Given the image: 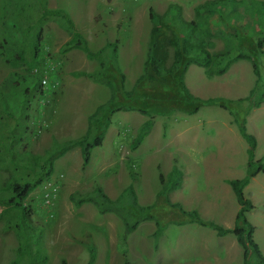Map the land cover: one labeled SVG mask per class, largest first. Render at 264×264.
I'll return each mask as SVG.
<instances>
[{"label": "rangeland", "instance_id": "rangeland-1", "mask_svg": "<svg viewBox=\"0 0 264 264\" xmlns=\"http://www.w3.org/2000/svg\"><path fill=\"white\" fill-rule=\"evenodd\" d=\"M204 1L207 0H48L50 7L69 12L79 32L87 36L91 33L104 36V45L118 40V63L127 75V89H131L142 70L151 28L149 8L163 14L170 3L178 4L184 20L194 19L204 30L208 28L214 33L213 37L202 38L210 52L229 49L231 57L240 55L243 58L231 61L221 75L208 77L204 68L194 63L185 73V83L194 95L204 99H225L227 108L209 104L200 106L193 114L174 110L169 115H154L153 127L136 149L130 148V142L147 117L134 111H118L112 116L111 127L107 129L102 145L92 149L90 162L85 167L78 147L56 159L51 177L25 200L34 209L32 223L44 227L46 264H61L63 259L67 264H86L90 244L96 248L95 264H121L124 248L131 264H242V248L233 234L218 236L214 229L195 222L177 225L172 220L185 218L162 201L150 210L154 218L166 223L158 244H154L152 237L155 220L148 219L142 220L126 237V245H122L120 238L125 228L116 213H99L92 202L76 207L69 199L73 191H87L96 186L115 198L132 184L139 202L151 204L160 189V173L167 175L176 164L183 173L186 168L189 174L185 179L183 174L186 186H182V181L179 187L169 192V199L181 202L187 210H197L205 219L226 227L233 226L239 206L227 179L246 175L249 147L238 130L234 114L243 118L248 102L228 100L247 96L256 85L253 63L257 64L260 73L256 93L264 88V45L262 50L256 47L257 39L264 38V10L256 1L264 0H227L221 7L222 13L208 11L198 18L194 8ZM8 10L6 0H0V22L8 15ZM68 33L59 18H51L44 24L46 54L39 72L47 83H42L41 94L32 100L24 139L27 148L35 153H42L53 138H76L85 131L79 133L76 129L64 133V121H61L68 117L67 101L64 106L60 102L61 84L55 82L59 76H65L58 53L62 54L60 49ZM163 36L166 40L170 33L165 31ZM4 37L5 31L0 24V44ZM164 44L167 46L168 42ZM108 50L111 56L112 49ZM166 51L168 60L165 63L170 64L172 48L168 46ZM70 61L66 62L67 68H70ZM50 68L53 69L51 74ZM11 69L0 48V83L8 77ZM17 71L25 73L22 69ZM71 72H66V76L72 75ZM130 72H134V78ZM74 81L73 90L79 99L80 94L88 90L79 80ZM106 91L102 103L109 98L110 90L106 88ZM103 94L100 91L99 95ZM92 106L96 107L88 101L82 114L90 112ZM71 113H74L73 109ZM72 117H69L70 125H73ZM245 125L256 139L253 152V161L256 162L264 155V102L250 110ZM128 161L135 165L136 180L129 175ZM6 178L7 174L0 170V183ZM243 191L253 201L254 208L247 218L255 226L254 239L264 253V173L254 175ZM173 215L174 219L169 220ZM16 245L13 233L0 231V264L10 263ZM251 261L255 262L253 258Z\"/></svg>", "mask_w": 264, "mask_h": 264}, {"label": "trees", "instance_id": "trees-1", "mask_svg": "<svg viewBox=\"0 0 264 264\" xmlns=\"http://www.w3.org/2000/svg\"><path fill=\"white\" fill-rule=\"evenodd\" d=\"M227 0H207L194 8L196 17L203 16L208 11L221 12V7ZM9 7L8 15L0 24L5 31V37L0 44L5 62L12 68L8 77L0 83V170L7 174L0 183V231L13 233L17 240L15 256L9 264H46L47 252L43 244V226H35L31 221L34 209L25 203L31 192L51 177L55 169V161L68 150L79 147L82 165L85 167L91 159L92 149L102 145L105 133L111 124L112 116L118 111H136L147 118L138 127L130 142V148L136 149L154 124V115H169L174 110L187 114L196 113L200 106L220 104L227 108L225 99L201 98L194 95L185 83V73L190 64L194 63L204 68L208 77L225 73L230 62L240 55L231 57L229 49L212 53L202 40L203 37H213L208 28L203 29L194 19L184 20L181 8L176 3H170L163 14H158L152 8L148 10L151 22L147 50L141 73L135 79L131 89L125 88V73L118 63V40L106 43L94 51L89 47L86 37L76 29L75 23L66 9L50 7L48 0H6ZM264 10V1H256ZM51 18H59L62 26L69 32L60 49L61 53L78 48L84 51L86 57L98 63L92 71L73 70V76H85L100 82L110 90L109 98L96 106L87 118L86 131L76 137L66 140L52 139L51 145L42 153L32 152L24 144V139L30 120V107L36 95L41 94L43 82L39 72L46 54L43 44L44 24ZM201 27L202 29L198 28ZM165 31L170 37L165 40ZM198 39L194 41L193 39ZM164 42H168L167 46ZM264 38L257 39L256 47L262 50ZM171 47L173 58L170 64L166 47ZM112 49V55L108 53ZM46 63V62H45ZM22 69L25 73H20ZM53 69H49L51 74ZM256 75V85L259 82V69L253 63ZM54 83L53 80H51ZM47 83V80H46ZM254 86L243 98L228 100L241 103L247 101L243 118L234 114L241 136L248 143V163L246 175L242 178L227 179L238 203L232 227H226L213 220L203 218L195 209L187 210L181 202H172L169 192L179 187L183 181V171L174 164L167 175L160 173V189L155 201L143 205L139 202L132 184L115 198L109 197L101 187L96 186L87 191H73L69 199L76 207L92 202L99 213L114 212L124 224V234L120 243L126 245V237L133 232L142 220L154 219L155 230L152 232L154 244L157 245L166 223H161L150 214L158 201L167 203L185 220H175L177 225L184 222H195L216 231L218 236L233 234L242 248V264H264V253L254 239L255 226L247 214L254 208L253 201L244 194V188L257 173H264V155L258 161H253L256 145L254 135L246 129V115L251 109L259 107L264 102V88L258 93ZM129 175L136 180L137 172L132 161L127 162ZM177 216V215H176ZM86 264H95L96 248L88 245ZM254 259L253 263L251 259ZM61 264H67L63 259ZM121 264H131L123 249Z\"/></svg>", "mask_w": 264, "mask_h": 264}, {"label": "crops", "instance_id": "crops-1", "mask_svg": "<svg viewBox=\"0 0 264 264\" xmlns=\"http://www.w3.org/2000/svg\"><path fill=\"white\" fill-rule=\"evenodd\" d=\"M76 27L79 28L77 25H76ZM83 34L86 37V39L88 41V44H89V47L92 50L96 51V50H98V49H100V48H102L104 46V40H103L104 36H102L100 34H94V33H91L90 36H87L86 33H83ZM69 37H70V35L68 33V35H66L65 39H63V40L65 41ZM97 39H99V40H97ZM99 42L101 44L96 46V44L99 43ZM58 55L60 56V58H61L60 60L63 63V66L65 68V73L68 72V71L76 70V69H82V70H85V71H92L98 66L97 61L88 59L86 57L84 51L81 50V49H78V48H73V49L67 50V51H65L62 54L58 53ZM68 60H71L70 63H69L70 68L66 67V62ZM75 63H78V64H75ZM77 66H80L81 68H76ZM65 73L63 74L65 76H59L58 80L55 82V83H60L61 84V90L59 91V97H58L60 102L64 106V103L67 101L66 113L68 114V117L67 118H63L61 120L62 122L64 121L62 123L65 126V129H64L65 132L64 133L70 132L71 130H76V129L79 131V133H82L83 130L86 131V129H87V123H88L87 122V118H88V116L96 108V107L92 106V109L90 110V112H86L85 114H82L84 106L88 105V101L94 103V105H96V106L98 105V103L100 104V102L105 98V96L107 94L106 88H108V87L106 85L100 83V82H96V81H94V80H92V79H90L88 77H85V76H79V77H75V76L73 77L72 75L66 76ZM133 74H134V72H132V73L130 72L131 78H134ZM125 76H126L125 82H127L126 73H125ZM137 77H138V75H137ZM60 78H62V79H60ZM74 80H79L81 83H83L85 85V88L88 90L87 92H83L85 95L84 94H80L81 98H79V99L76 97V95L74 93V90H73L74 85L76 86ZM100 91H103V93H104L101 96L99 95ZM72 109H73L74 113H71ZM134 112H136V111H134ZM130 114H132V113H130ZM72 115H73V117H72L73 118V125H70L69 117L72 116ZM110 127L111 126H109L108 129H110ZM62 139H63V137H62ZM64 140H66V139H64ZM103 141H104V139H103ZM140 145H139V147H140ZM74 148H77V146L74 147ZM78 149H79V147H78ZM185 170L186 171L184 172V179H185L186 174H189V172H188V170L186 168H185ZM223 180H226V179L223 178ZM182 186H186L185 180H183Z\"/></svg>", "mask_w": 264, "mask_h": 264}, {"label": "built area", "instance_id": "built-area-1", "mask_svg": "<svg viewBox=\"0 0 264 264\" xmlns=\"http://www.w3.org/2000/svg\"><path fill=\"white\" fill-rule=\"evenodd\" d=\"M42 82H43V83H46V79L44 78V79L42 80Z\"/></svg>", "mask_w": 264, "mask_h": 264}, {"label": "clouds", "instance_id": "clouds-1", "mask_svg": "<svg viewBox=\"0 0 264 264\" xmlns=\"http://www.w3.org/2000/svg\"><path fill=\"white\" fill-rule=\"evenodd\" d=\"M46 61V60H45Z\"/></svg>", "mask_w": 264, "mask_h": 264}]
</instances>
